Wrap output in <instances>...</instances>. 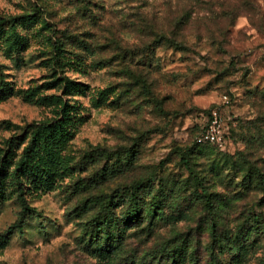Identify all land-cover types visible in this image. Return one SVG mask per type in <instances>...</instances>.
<instances>
[{
    "label": "rangeland",
    "instance_id": "rangeland-1",
    "mask_svg": "<svg viewBox=\"0 0 264 264\" xmlns=\"http://www.w3.org/2000/svg\"><path fill=\"white\" fill-rule=\"evenodd\" d=\"M2 18L26 19L15 50L0 41V150L12 139L17 159L27 126L57 116L24 98L34 88L69 100L82 118L72 116L63 152L71 172L25 183L27 206L0 200V234L14 225L0 264H109L90 251L88 227L105 200L123 214L133 193L122 190L135 183L143 210L156 199L163 216L126 229L127 250L204 244L213 217L220 235L258 215L264 225V189L252 179L264 173V0H0ZM64 76L79 83L70 95L54 85ZM213 109L226 142L204 148L196 138ZM254 239L224 260L264 264V236Z\"/></svg>",
    "mask_w": 264,
    "mask_h": 264
},
{
    "label": "trees",
    "instance_id": "trees-1",
    "mask_svg": "<svg viewBox=\"0 0 264 264\" xmlns=\"http://www.w3.org/2000/svg\"><path fill=\"white\" fill-rule=\"evenodd\" d=\"M182 18L185 19V15ZM21 19L26 18L0 19V41L9 50H15V47L19 45L21 37L16 28L17 23ZM168 39L172 38L163 37L164 41ZM172 40L174 41L173 45L175 47L183 49L184 46L182 43L174 39ZM59 59L61 58L56 57L53 63L54 66L57 63H61ZM78 84V82L64 76L56 77L54 85H62L64 90L70 95L76 90ZM37 89L34 88V91L27 93L24 98L27 101H33L41 105H53L57 110V116L50 121L41 123L34 122L27 126L28 135L30 136L29 143L24 146L17 159H14L15 152L12 150V139L7 141L5 149L0 150V200L10 199L16 196V198L21 200L23 205H26L27 199L24 195L27 193V189L24 186L25 183L31 182L34 186L42 185L44 182L52 184L58 175L63 177L72 170L63 152L74 134L70 127V123L73 121L71 120L72 116L80 119L82 116L72 114L76 106L72 105L69 100H63L62 97L55 94L39 96ZM3 97L4 94H0V99ZM259 131L261 135L256 139H260L258 141H263L264 143V130ZM16 138L21 139V135H17ZM197 144L204 148L215 145L211 143L201 144L198 142ZM186 156V154H182L181 158L189 166L188 168L192 169L188 164ZM240 159L239 162H241ZM245 161V164L243 161V164H240L237 160H234L232 162L233 167L235 166L240 169L251 166V163L247 160ZM254 173H257L258 179L255 177L252 179L256 181V185L264 189L263 171L259 168ZM252 174L249 171L245 172L247 177ZM9 177L13 188L11 192L8 191L6 193L5 183L6 178ZM125 187L127 188L122 191H130L129 195L133 193L130 197L131 204L127 210L123 214L122 212H117L115 211L116 204L111 207L112 201L105 200L104 204H102L101 212L91 220L88 227L89 238L87 243L89 244L90 251L98 257L103 258L109 264H229L224 260L226 253L234 254L236 258L242 256L245 250L251 247L250 243L254 244V236H264V225L256 220L262 218L260 215L254 217L245 226L237 224L233 229L226 230L225 235L218 233V222L213 217L210 233L211 238L204 244L200 243L192 247H186L183 244L174 245L165 242L161 246L147 249L146 253H139V251L132 248L127 250L126 247L130 244L125 242L128 236L126 229H136L144 223H146L144 227L151 228L154 222L156 223L157 220L162 218L163 214L161 209L163 207L155 199L146 210H143L137 199L139 192L137 183ZM202 189L201 187V191L207 199L206 205H209L211 201L209 198L210 193L208 194ZM106 203H109L111 206ZM27 209L30 210L31 207ZM209 211L212 212L211 210ZM16 225L19 229H23V219L17 222ZM12 229H14V225L7 232L0 234V249L4 248L7 244ZM182 245L184 247H181Z\"/></svg>",
    "mask_w": 264,
    "mask_h": 264
},
{
    "label": "built area",
    "instance_id": "built-area-1",
    "mask_svg": "<svg viewBox=\"0 0 264 264\" xmlns=\"http://www.w3.org/2000/svg\"><path fill=\"white\" fill-rule=\"evenodd\" d=\"M227 128L218 109H213L196 140L198 143H211L223 147L226 142Z\"/></svg>",
    "mask_w": 264,
    "mask_h": 264
}]
</instances>
